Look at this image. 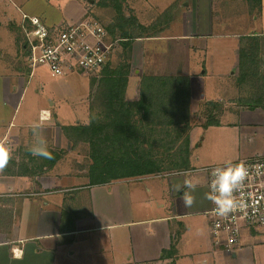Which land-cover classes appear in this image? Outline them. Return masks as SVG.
<instances>
[{"label": "crops", "instance_id": "crops-1", "mask_svg": "<svg viewBox=\"0 0 264 264\" xmlns=\"http://www.w3.org/2000/svg\"><path fill=\"white\" fill-rule=\"evenodd\" d=\"M43 1L48 4L50 0ZM29 2L19 5L18 0H0V44L5 47H0V140L11 147L16 160L29 164L39 160L27 149L33 143L31 125L44 114L42 135L47 148L62 154V158L36 177L6 176L0 172V264H264V228H244L231 253L212 239L206 216L211 207L205 199L208 173L199 174L202 170L197 164L201 158L194 154L193 146L188 167L170 172L94 185L88 175L61 170L66 151L75 147L77 141L66 129H82L89 123L80 124L79 119L63 123L60 102L50 100L45 106L42 92L34 86L40 84V79L34 81L40 69L54 76L43 66L29 68L26 39L18 31L16 18L10 16L11 5L17 9V19L22 15L23 20L24 14L34 15L29 12ZM37 2L45 6L40 0ZM2 3L8 7L2 8ZM136 4L139 12L141 2ZM50 7L54 8L48 4L44 9L50 10L49 14L56 13L54 24L49 25L42 14L36 16L52 27L64 24L63 16ZM143 8L150 13L144 16L150 20L146 22L150 31L143 47L140 44L144 51L142 64L130 73L126 99L132 103L140 100L144 75L188 79L190 141L195 142V129L202 126L191 123L198 100L208 104L209 116L236 114L239 119L238 123L213 120L207 127L208 123L204 124L207 131L224 129L220 134L236 141L238 155L260 154L258 150L264 147V0H150L144 2ZM83 17L76 15L70 23ZM4 21L10 23L3 24ZM181 48L185 55L180 54ZM208 58L216 64L229 62L228 74L232 76L228 88H220L221 73L208 72ZM242 65L243 72L255 66L259 69L255 67L240 84ZM101 72L91 76L73 71L54 78L68 79L73 74L89 77L84 104V113H88V96L95 87L98 89L97 85L92 88L91 78L101 79ZM220 89L223 91L217 96ZM133 114H138V109ZM90 115L89 109L87 120ZM151 123L142 121L139 125L149 130L164 128L161 122L153 127ZM185 125L184 121L180 123L183 129ZM256 135L261 136L255 139ZM77 144L85 146L83 141ZM237 158L221 159L206 167ZM185 179L198 184L191 207H186L181 193L174 190V185Z\"/></svg>", "mask_w": 264, "mask_h": 264}, {"label": "trees", "instance_id": "trees-1", "mask_svg": "<svg viewBox=\"0 0 264 264\" xmlns=\"http://www.w3.org/2000/svg\"><path fill=\"white\" fill-rule=\"evenodd\" d=\"M110 1L113 2L111 6L119 15L115 19H124L122 1ZM108 5L107 2L103 4V6ZM105 28L113 40H119V45L123 46L125 53L130 51L132 41L141 36L128 32L122 28L120 22L109 24ZM139 28V33L149 31V28L143 25ZM116 29L122 30L120 37L117 36ZM255 67L247 68L248 71L243 72L245 68L242 65L241 78L251 76ZM101 77V79L91 78L92 88L97 85L98 89H103L99 95L101 100L99 112L92 114L89 124L82 129L79 127L66 129L70 132V136L77 140L74 142L75 146L79 141L90 144L92 161L88 171L90 184H104L112 180L165 172L164 160L158 157L161 153L166 154V158L174 166L173 169L188 167L190 124L187 112L191 94L188 79L179 76L144 75L141 79V98L138 102L132 103L126 99L130 77V65L127 62L117 64L108 62L102 69ZM238 83L241 84L240 78ZM258 105L261 104L254 103V106ZM134 109H138V114H133ZM135 115L139 118H135ZM142 121L152 122V127L154 123L160 122L166 126L158 130L160 133L157 134L161 135L160 137L150 136L149 140L147 138L140 141L138 137H142L143 134L138 133V124ZM183 121L186 123L184 129L180 127ZM208 125L209 123L206 127ZM149 131L151 134L157 132L156 128ZM183 134L186 136L182 144ZM49 151L52 154L51 159L40 157L31 164L23 163L12 156L7 168L1 174L30 177L41 175L45 170L53 168L62 158V154Z\"/></svg>", "mask_w": 264, "mask_h": 264}, {"label": "rangeland", "instance_id": "rangeland-1", "mask_svg": "<svg viewBox=\"0 0 264 264\" xmlns=\"http://www.w3.org/2000/svg\"><path fill=\"white\" fill-rule=\"evenodd\" d=\"M7 1V0H6ZM28 2L31 4L29 6V12L33 13L34 15H40L42 14L46 22L49 25H52L55 23V18L54 14H49L51 11L48 9H44V7L48 6H53L54 11H57L58 14L63 16V23L60 24L61 27L65 28L67 25L71 24V20L75 19L76 15L78 16L79 14L84 15L82 21L86 20H97L100 22L104 27L109 25V24H116L117 22L121 23L122 28H125L128 32L135 33L136 35L141 34L143 39H140L141 36L138 39V42L136 39L132 41V45L130 46V51L129 52H124L122 47L120 45L116 46L114 48L113 53L111 54V63L117 64L118 62H127L130 65V73L133 70L139 69L138 67H141L143 59L142 56H144V51L142 50L141 46L143 47V42H145V36L147 31L145 32H140V25L146 26V22H149L150 20H147L144 18V16L150 15V13H145L144 12V2H148L150 0H121L122 1V16L124 19L122 20H116L115 17H119V15L116 13L114 7L111 6L113 3L110 0H50L48 4H45V1L40 0L43 2L45 6H40L38 5L39 3L37 0H18V4L21 5L23 2ZM160 2H168L169 0H159ZM105 2L109 3L108 6H103ZM137 2H141L140 11L134 7L137 5ZM2 8L8 7L5 6L3 3L1 5ZM12 9H9L10 16L12 19L17 20V25L20 28L22 22V15L17 19L14 11H17V9L12 6ZM3 13V11H1ZM165 13V12H164ZM162 13V14H164ZM19 13H17L18 15ZM139 14V16H138ZM169 14V12H166V15ZM14 20V21H16ZM159 19L155 20L158 21ZM23 21V20H22ZM161 22V21H160ZM9 21H4L3 24H9ZM184 24V22H183ZM146 28H150L146 26ZM174 29V28H173ZM19 33L22 35L21 28L18 29ZM150 31V29H149ZM122 30H117L116 29V34L118 37L121 35ZM15 37H18V33L13 34ZM140 39V41H139ZM22 42V40H20ZM223 42H229V39H222ZM1 43V42H0ZM135 43V44H134ZM2 44V43H1ZM0 44L1 49H4L5 47ZM20 46V45H19ZM0 49V51H1ZM21 52L23 53V49H20ZM180 54L182 52V55H185L184 49L181 48ZM19 61V59H17ZM184 60H186L184 58ZM18 64V63H16ZM197 66V65H196ZM229 62L225 60L223 64H216V61L212 58H208L206 69L209 71H214L215 73H221L223 75V78L220 81V88L224 90V88H228L230 81H231V74L229 75ZM236 69V68H233ZM211 71V72H212ZM231 72V71H230ZM92 75V74H91ZM98 75V74H96ZM72 77L66 78V79H60V78H54L52 77L47 71H43L42 69L39 70V73L36 78H34V81L36 79H40L41 81L39 83H35L34 86L36 85L38 90L40 91L41 94H43L44 99H42V102L44 100L45 106L49 103L50 100H55L60 102L61 105V111L59 112L61 114V119L63 123L65 124H70L71 122L73 123L74 121L77 122V120H81L80 124L83 122H90L89 117V109L90 113L96 114L99 112V105L101 104V100L99 98V94L103 92V89H97L96 87L92 90L91 95L88 96V113H84L85 109L87 107H84V104L86 102V95L89 93V77L85 75H79V74H73L70 75ZM254 79V78H251ZM219 79H215L216 82H218ZM241 81H243V78H241ZM42 84H45L44 87H42ZM261 82L257 85L260 86ZM254 85V84H253ZM209 86V85H208ZM256 86V87H257ZM241 88V86H239ZM35 88L33 89V91ZM217 93L218 95H221L222 91ZM38 92V91H37ZM39 93V92H38ZM40 95V94H39ZM138 99V98H137ZM197 100V99H196ZM130 101V100H129ZM206 102H200L197 100L194 103V108L193 110L196 111V113H193L191 115V123L193 126H196L198 124H201L202 126L196 128L195 133H194V140L195 142L192 143L190 141L189 143V150H192L193 146V151L195 155H198L201 158V163L197 164V168H204L206 165H211L213 162H219L221 159H232L236 158H246L248 157L246 155H238V152L236 150V141L235 140H228L224 138L220 133L222 132L221 130L224 129H213L210 131H207L204 127V124L210 123L213 120H216L218 123L220 121H224L225 123H238L239 119L238 116L235 114H228V115H215L212 114V116H209L206 113L207 106L208 104H205ZM198 104V106H196ZM206 113V114H205ZM90 115V116H91ZM54 121V119H53ZM59 123V122H58ZM75 123V122H74ZM139 132H142L143 136L138 137L140 141L143 139H150V136L160 137L161 135L157 134L160 133L158 130L157 132L155 131L154 133H150L149 128L147 126H141L139 125ZM164 128L166 125H162ZM70 133V132H69ZM190 135V131L188 132ZM184 136L186 134H183L181 143L183 144ZM261 135H256L255 139L260 137ZM264 139V136L261 137V140ZM243 141V140H242ZM85 146L83 145H76L75 147L70 146L69 150L66 151L65 155H67L63 161V164L61 163L62 166V171L63 172H73L74 174H82L88 175L89 167L91 165V157H90V144L87 142H83ZM132 143L134 144V140H132ZM181 144V146H182ZM183 148V147H182ZM263 149L258 150L259 153L263 152ZM163 152V151H162ZM165 153L159 154V158H162L164 160L166 169L165 172L171 171L174 166L168 161L169 159L166 158L165 156L162 155ZM251 156V155H249ZM223 163V162H222ZM163 167V165H162ZM65 170V171H64ZM81 172V173H80ZM199 174H204L206 175L205 171L199 172ZM167 178V177H165ZM77 181V180H76ZM79 182L81 180H78ZM84 181V180H83Z\"/></svg>", "mask_w": 264, "mask_h": 264}, {"label": "built area", "instance_id": "built-area-1", "mask_svg": "<svg viewBox=\"0 0 264 264\" xmlns=\"http://www.w3.org/2000/svg\"><path fill=\"white\" fill-rule=\"evenodd\" d=\"M20 28L26 39L29 68L46 67L54 77H63L73 71L91 76L99 74L119 45V40H113L97 20H80L63 28L49 26L39 16L24 14ZM231 162H243L249 169L244 190L237 194L242 196L246 208L228 217H219L211 203L206 212L212 239L229 253L238 246L244 228H264V152ZM225 164L201 169L208 173V184L211 170Z\"/></svg>", "mask_w": 264, "mask_h": 264}, {"label": "clouds", "instance_id": "clouds-1", "mask_svg": "<svg viewBox=\"0 0 264 264\" xmlns=\"http://www.w3.org/2000/svg\"><path fill=\"white\" fill-rule=\"evenodd\" d=\"M50 119V113L47 114ZM45 127V115L42 114L40 120L31 125L33 143L27 149L34 157L52 158L51 152L47 148V141L42 135ZM12 159V150L6 141L0 140V172H3ZM210 182L205 193V199L209 200L215 207L214 212L219 217H228L237 211H243L246 204L242 196L245 182L249 177V169L243 162H227L224 167H215L210 172ZM198 184L191 179H185L183 183L174 185V190L181 193V199L186 207H191L195 203V196Z\"/></svg>", "mask_w": 264, "mask_h": 264}]
</instances>
